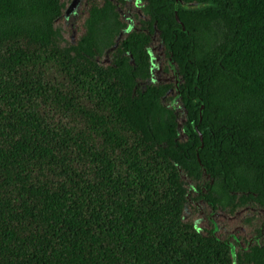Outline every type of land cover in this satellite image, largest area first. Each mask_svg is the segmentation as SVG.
<instances>
[{"label": "trees", "instance_id": "trees-1", "mask_svg": "<svg viewBox=\"0 0 264 264\" xmlns=\"http://www.w3.org/2000/svg\"><path fill=\"white\" fill-rule=\"evenodd\" d=\"M142 2L135 28L93 2L67 44L62 0H0V264H264V226L234 253L214 219L264 209V0Z\"/></svg>", "mask_w": 264, "mask_h": 264}, {"label": "rangeland", "instance_id": "rangeland-1", "mask_svg": "<svg viewBox=\"0 0 264 264\" xmlns=\"http://www.w3.org/2000/svg\"><path fill=\"white\" fill-rule=\"evenodd\" d=\"M100 0H62L65 5L62 17L56 22V27L63 32L64 40L67 44H75L84 34V23L88 16L90 5ZM123 15V19L130 27L135 28L139 25L138 19L143 18L141 12L144 4L142 0H115ZM153 73L152 83L172 84L175 77L169 60L166 57V50L156 35L152 45ZM111 64V55H106L101 60V65L106 67ZM175 92L169 94V105L179 108L180 105L175 99ZM187 182L191 181L184 177ZM211 210L202 203L192 202L184 210V220L196 226L205 233L209 229L208 216ZM218 227V237L222 240L232 238L238 242L234 246V253L240 248L246 247L250 242L261 243L262 238L259 230L264 226V209L257 206H247L237 210H219L214 215ZM233 243V241H231Z\"/></svg>", "mask_w": 264, "mask_h": 264}, {"label": "water", "instance_id": "water-1", "mask_svg": "<svg viewBox=\"0 0 264 264\" xmlns=\"http://www.w3.org/2000/svg\"><path fill=\"white\" fill-rule=\"evenodd\" d=\"M180 1H181V0H176V11H178V9H179L178 7H179V4H180ZM176 18H177L178 22H180L178 15H177ZM131 28H132V27H131ZM127 32H130V30L128 29Z\"/></svg>", "mask_w": 264, "mask_h": 264}]
</instances>
